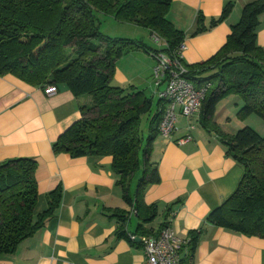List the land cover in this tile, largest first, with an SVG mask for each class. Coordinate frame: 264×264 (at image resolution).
<instances>
[{"label":"trees","instance_id":"16d2710c","mask_svg":"<svg viewBox=\"0 0 264 264\" xmlns=\"http://www.w3.org/2000/svg\"><path fill=\"white\" fill-rule=\"evenodd\" d=\"M173 0H0V76H12L36 87L61 85L77 99L82 118L63 132L54 144L56 153L73 158H113L112 169L123 199L137 213L138 237L154 236L171 226L166 219L158 231L148 229L159 214L158 205H147V188L161 181L151 162L153 144L161 135L160 123L167 102L148 97L134 85L115 80L117 63L127 54L143 50L164 52L176 58L185 40L167 18ZM232 9L226 5L219 18L205 25L198 17L196 33L223 22ZM264 0L245 5L241 19L232 27L221 50L208 61L188 65L186 78L197 89L205 88L199 121L218 133L228 156L243 168L237 190L212 210L206 223L246 236L264 239V135L246 126L227 134L214 121L218 105L230 95L243 100L240 117L256 115L264 121V50L258 45V29ZM147 28L166 45L149 47L135 40L112 38L101 31V16ZM154 106H156L154 112ZM148 116V136L142 134ZM37 162L15 158L0 164V258L16 252L56 216L64 189L60 185L47 194V211L36 214L39 187ZM118 234L126 236L130 215L118 212ZM136 244L142 242L132 240ZM200 235L191 239L194 252Z\"/></svg>","mask_w":264,"mask_h":264},{"label":"crops","instance_id":"0c3cea01","mask_svg":"<svg viewBox=\"0 0 264 264\" xmlns=\"http://www.w3.org/2000/svg\"><path fill=\"white\" fill-rule=\"evenodd\" d=\"M251 1L254 0H173L167 18L186 35L184 62L204 63L218 53ZM229 4L232 9L223 22L196 33L200 15L209 26ZM165 45L163 41L157 49ZM258 45L264 50V14L258 29ZM143 53L149 55L144 54L152 76L154 53ZM143 72L134 62L119 60L115 80L119 85L140 89L138 83L145 81ZM47 86L36 87L12 76H0V164L15 158H32L37 162L36 214L47 211L49 192L60 185L64 189L56 216L24 240L15 253L0 258V264H145L143 246L130 237L139 238V219L117 185L113 158H73L54 151L60 135L82 118L80 105L90 100L77 99L63 85L49 95ZM159 90L163 92L165 87ZM242 107L241 97L230 95L218 105L214 121L230 135L246 126L264 135V121L256 115L242 119ZM199 117L193 119L194 128L190 131L189 121L179 114L178 131L172 139L160 135L153 144L150 160L158 167L161 181L147 188L144 200L149 206L158 205L159 214L146 227L158 231L168 219L175 234L185 241L180 264H264V239L206 223L209 213L237 190L244 168L227 155L220 135L201 125ZM147 122L149 125L148 119ZM188 133H192L193 140L179 144L177 140ZM121 210L130 215L126 236L118 234L117 214ZM198 234L200 241L192 252L190 242Z\"/></svg>","mask_w":264,"mask_h":264},{"label":"built area","instance_id":"2783aa9c","mask_svg":"<svg viewBox=\"0 0 264 264\" xmlns=\"http://www.w3.org/2000/svg\"><path fill=\"white\" fill-rule=\"evenodd\" d=\"M157 41L158 38H156ZM186 44L183 42L179 48L178 56L173 58L164 52L154 54L157 65L153 71V78L160 99L167 102L163 119L160 123L161 135L172 139L178 131V115L181 114L189 121V130L194 128L193 119L200 116L202 101L205 98L206 89H197L186 78L187 69L182 63ZM164 85L165 90L159 88ZM46 90L49 95L57 92V88L48 85ZM193 140L192 133L178 139L179 144H185ZM135 240L134 235L130 236ZM146 255L145 264H180L181 249L185 241L180 239L171 226L163 228L157 235L146 236L141 239Z\"/></svg>","mask_w":264,"mask_h":264},{"label":"rangeland","instance_id":"374dc122","mask_svg":"<svg viewBox=\"0 0 264 264\" xmlns=\"http://www.w3.org/2000/svg\"><path fill=\"white\" fill-rule=\"evenodd\" d=\"M101 31L105 35L112 38L135 40L137 42L144 43L149 47H153L156 49L159 48L161 43H163L162 39H160L161 42H157L156 38L153 37V35L150 33V31L147 28L141 26L133 27L132 25H130V23L119 22L115 20L112 16H108V15L101 16ZM141 54L143 55L146 54V56H149L147 55V53H143V51ZM141 54L137 52L135 53L132 52L129 55H125L120 60L122 61L124 59L130 62H134V64H137L140 69L144 70L143 79H145V81L141 80V82L138 83V87L140 88V90H145L146 95L148 97H153L154 102L157 104L159 93L157 91L153 75L151 76L150 72L147 71V65H149V59L146 58L145 55L143 56ZM123 62H124L123 66H125V61ZM155 63H156L155 64L156 67L157 65L156 59H155ZM161 87H165V86L162 85ZM154 108L156 109V106ZM147 119L148 116L143 117L142 134L144 138H147L148 136Z\"/></svg>","mask_w":264,"mask_h":264},{"label":"water","instance_id":"95a60500","mask_svg":"<svg viewBox=\"0 0 264 264\" xmlns=\"http://www.w3.org/2000/svg\"><path fill=\"white\" fill-rule=\"evenodd\" d=\"M137 240L140 242L141 241V238L139 237Z\"/></svg>","mask_w":264,"mask_h":264}]
</instances>
